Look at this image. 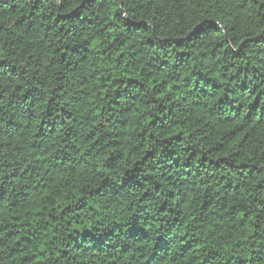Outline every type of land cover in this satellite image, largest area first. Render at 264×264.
Masks as SVG:
<instances>
[{
    "label": "clouds",
    "instance_id": "obj_1",
    "mask_svg": "<svg viewBox=\"0 0 264 264\" xmlns=\"http://www.w3.org/2000/svg\"><path fill=\"white\" fill-rule=\"evenodd\" d=\"M0 264H264V0H0Z\"/></svg>",
    "mask_w": 264,
    "mask_h": 264
}]
</instances>
